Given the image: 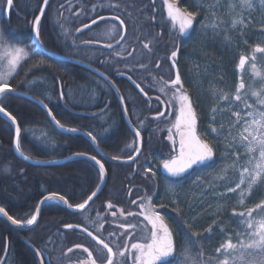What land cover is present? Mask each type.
Wrapping results in <instances>:
<instances>
[{"label": "trees", "instance_id": "16d2710c", "mask_svg": "<svg viewBox=\"0 0 264 264\" xmlns=\"http://www.w3.org/2000/svg\"><path fill=\"white\" fill-rule=\"evenodd\" d=\"M71 1L51 0L38 27L39 41L46 50L71 59L72 53L76 52L71 50V44L77 46L83 42V37H76L75 33L90 24L92 19L111 15L124 22L126 37L119 49L123 53L121 59L109 61L107 57L112 52L92 46L83 52V56L87 53L92 61L88 62L89 66L105 75L118 89L128 119L142 137V153L131 166L110 164L99 158L86 138L58 133L37 106L11 94L1 97L0 106L16 118L22 129L19 137L21 151L29 159L51 163L75 155L96 156L104 164L107 181L101 195L84 212L72 214L63 206L46 204L38 223L29 231L13 228L0 216V262L8 248L4 264H47V261L48 264H79L87 258L83 251L87 247L98 264H105L103 249L86 236L64 228L66 225L87 228L110 246L117 242L123 248L126 243L134 241L118 224L135 223L143 230V223H146L143 218L127 217L126 213L138 212V198L147 193L153 196L155 204L167 205L157 211L165 216L175 232L171 264H183L186 245L191 257L188 264H217L223 259V253H217L216 249L227 238L230 237L233 243L248 239L245 225L237 213L252 208L255 218L264 216V211L256 208L257 205L264 206V183L256 185L245 196L243 205L239 203V192L227 191L239 180L237 163L246 160L234 113L246 110L245 104L259 109L251 91L264 89V78L259 76L253 80L249 74L254 49L264 47V8L241 17L234 8L238 5L237 0H224L226 9L220 14L199 7L195 0H176L181 10L197 13L188 35L177 40V32L167 20L163 0ZM5 4L6 0H0V31L10 43L34 46L33 21L44 0H13L8 19L5 18ZM66 6L76 7L70 12H81L80 19L65 15ZM240 19L246 26L238 23L233 27L232 21ZM71 22L75 25L69 28ZM98 26L102 31L108 24L104 22ZM120 33L119 29L118 38ZM98 42L107 43L106 40ZM145 44L149 47L145 48ZM176 45L179 46L176 67L197 112L199 133L203 136L210 127L223 130L219 135L206 137L214 145L212 160L172 178L160 163L168 158L171 149V143L167 141L171 123L166 117L154 119L161 112L162 103L154 97L156 93L151 88L156 89L161 81H170L173 73L169 57L173 50H177ZM96 51L104 54L106 61L96 65L92 58ZM76 53L80 55L79 51ZM242 54L249 59L244 69L238 70ZM254 62L264 73V53H255ZM17 71L18 74L10 79L16 92L43 100L64 129H76L87 135L91 132L98 137L99 149L110 159L133 158L134 148L128 145L138 147L137 138L123 120L116 95L102 80L84 69L57 62L40 52L24 61ZM119 74L128 75L148 99L145 100ZM241 80L246 85L242 90L243 99L235 101L233 97ZM225 95L229 97L228 101L219 99ZM213 109H217L214 117ZM213 120L215 123H210ZM13 140L12 125L0 115V207L14 219L26 221L36 214L38 205L51 193L63 195L73 206L83 203L102 181L96 165L85 160H74L56 167L27 165L15 157ZM147 167L156 170L157 175L152 177L151 172H145ZM198 178L200 183H194ZM168 182L174 184L175 197L172 193L165 194ZM172 199L177 203L173 204ZM133 200H137L136 205L131 203ZM109 204L113 207H108ZM118 209L124 210V217L119 215ZM114 211H117L115 217L112 216ZM185 221L188 225L194 223V227L186 226ZM101 223L104 227L97 232L96 225ZM210 226L212 231L208 233L205 230ZM193 232L201 233V236L196 238Z\"/></svg>", "mask_w": 264, "mask_h": 264}, {"label": "snow or ice", "instance_id": "6c2138e0", "mask_svg": "<svg viewBox=\"0 0 264 264\" xmlns=\"http://www.w3.org/2000/svg\"><path fill=\"white\" fill-rule=\"evenodd\" d=\"M48 0H44L47 4ZM164 7L167 11V17L171 21L172 27L177 28L176 39L179 40L183 34L188 33L193 27V21L197 15L195 12H190L187 9L181 10L177 6L176 0H163ZM261 4L264 5V0H261ZM7 6L9 9L13 6V0H7ZM242 7L251 8L252 4L249 0H242ZM41 13L44 12V8L41 7ZM41 16L37 15L33 21V31L36 33L37 39L39 38L38 25L40 23ZM96 21H93L95 24ZM121 21V25H123ZM243 24V20H233L232 24L235 27L236 24ZM84 27H88L85 25ZM116 26L109 29V34L115 30ZM111 48V44L107 45ZM30 47V50H27ZM145 48L149 45L145 44ZM177 50H173L170 55V59L173 60L172 67H176L175 58L178 54V45L175 46ZM255 53H264V47L257 46L254 49L252 56L251 69L256 76L264 78V73H261L255 64ZM39 55L37 51V46H17L16 44L10 43V41L4 36L3 32L0 31V97L8 94H15L17 89L10 84V79L14 78V75L18 74V66L21 65L23 61L31 58L32 56ZM248 57L245 55H240L239 62L237 64L238 70H243ZM143 67V65H141ZM171 85L174 88L171 96L168 97L167 101L161 100L160 102L167 103L169 111L174 115V122L171 123V127L168 128L167 139L171 143V149L168 154V158L163 159L160 163L163 170L167 173L169 177L178 178L182 174L187 173L190 169L196 166H203L208 161L212 160L214 157V145L206 139L209 135H219L220 131L223 129H217L215 127H210V130H205L202 136L198 131V116L197 112L193 106L189 94L184 89L181 81V77L177 72L175 79L164 82V86L160 87L159 91L164 93L166 96L167 86ZM139 87V85H136ZM179 86V87H176ZM246 88V85L241 80L237 85L236 95L233 97L235 101H242V90ZM143 91V89H142ZM251 96L256 97V104L260 106L256 109L252 104H245L246 109H251L246 113L250 117V122L247 123L243 131L239 135V143L245 148V154L248 159L243 163H237L236 167L239 170V180L235 183L234 187H229L227 189L230 193L239 192L240 199L239 203L244 204L245 196L250 194L253 188L264 183V89L251 91ZM63 98V93L61 94ZM159 99V97H157ZM224 101H228L229 97L227 95L220 97ZM123 100V98H122ZM45 108L48 107L44 104L43 100L39 101ZM217 109H213L212 115L215 116ZM0 113L6 117L12 125H15V133L17 139L14 140L16 152L23 157V159H29L28 156L24 155L21 151V144L19 137L21 136L22 129L17 124V120L9 112L5 110L4 107L0 106ZM48 115L52 117L56 125L64 129V125L60 124L59 121L55 119L52 111L49 110ZM164 112H158V118H163ZM235 116L238 118L241 116L240 112H235ZM210 123H215L211 121ZM143 122H141V125ZM174 129V131H173ZM67 131L75 132L76 129H66ZM92 137L93 142H95L98 137L94 136L91 132L88 133ZM136 137H140V132L136 131ZM246 142V143H244ZM129 148H134L135 153L139 154L141 149L134 145H128ZM97 165H99V175L101 180L105 176V167L96 156L91 157ZM117 159V157H113ZM132 159V156H129ZM145 172H151L152 177L157 175L156 170L151 167H147ZM194 183H200L198 178ZM100 186H97V191L91 193L87 200L78 205L69 204L68 200L63 195H58L57 193H51L45 197V201L48 200H58L69 208L75 207L78 209H85V206L92 201L95 196H97ZM172 193L175 197L174 184L173 182H168L166 184L165 194ZM223 195V194H221ZM139 199V211L132 212L128 211L126 213L127 217L142 216L143 217V230L141 231L137 224L132 223H119L118 227L124 229L128 236L132 238L134 242L130 244L126 243L123 248L120 247L119 243L113 242L114 246H110L109 243L105 242V239L100 238V236L93 235L92 231L87 228L83 230L87 232V235L92 238L98 245L102 246L103 250H106V260L105 264H171V258L174 257V229L169 226L166 221L165 216H163L157 208H165L167 205L161 203L159 205L153 202V196L145 194L144 197ZM133 205L137 204V200L131 201ZM172 203L176 204L177 200L172 199ZM108 207H113L109 204ZM257 209L264 211V206L257 205ZM121 217L125 216V212L122 209L117 210ZM117 211L112 212V216H117ZM235 212V210H234ZM254 209L249 208L246 212L241 211L237 213L241 217V223L245 225V235L248 239L239 240L237 243H233L232 239L229 237L225 242L216 249L217 253H223V259L219 260L217 264H264V216L259 219L255 218ZM0 214L7 217L13 225H21L26 223L27 225H33L37 221V215L32 214L30 218L26 221L20 219H14L9 216L3 207H0ZM97 219H101L97 217ZM93 223H95L93 221ZM215 223V222H214ZM186 226L194 227V223L188 225L185 221ZM68 228L74 227L73 225H66ZM104 225H96V231L99 232ZM211 233L212 227L210 226L205 230ZM134 233H136L134 235ZM123 234V233H122ZM109 235H114V233H109ZM193 236L199 238L201 233L193 232ZM77 247H80L77 245ZM71 251V249H69ZM83 251L87 253V258L79 261V264H98L96 258H94L93 252L89 251L87 247H84ZM190 249L186 245L184 248L185 261L183 264H188L191 257L189 255ZM41 254L42 253H38ZM194 264V262H193Z\"/></svg>", "mask_w": 264, "mask_h": 264}, {"label": "water", "instance_id": "95a60500", "mask_svg": "<svg viewBox=\"0 0 264 264\" xmlns=\"http://www.w3.org/2000/svg\"><path fill=\"white\" fill-rule=\"evenodd\" d=\"M51 3V0H48L47 4H43V8H44V12L39 13V15L41 16V20L40 22L42 21V19L44 18L47 10H48V7ZM13 7V6H12ZM11 7V9H12ZM11 9L8 8L7 6V0H6V7H5V18L8 19L9 17V14H10V11ZM100 21V20H99ZM99 21H96V23H98ZM95 23V24H96ZM40 24V23H39ZM94 24L88 26L85 28L84 31H87L88 29H90V27H92ZM39 26V25H38ZM125 34H126V31L125 29H123V34H122V38L121 40L119 41V43L117 45H119L125 38ZM32 36H33V44L35 46H37V51L40 52L41 54H43L44 56L52 59V60H55L57 62H61V63H67V64H71V65H74V66H77L81 69H84L86 71H88L89 73L95 75L96 77H98L100 80H102L107 86H109L111 88V90L114 92V94L116 95L117 97V100H118V103H119V106H120V109H121V113H122V116H123V120L127 126V128L135 135L136 134V130L134 129V127L132 126V124L130 123L129 119H128V116H127V111H126V107H125V103H124V100H122V97L118 91V89L116 88V86L105 76L103 75L101 72L97 71L96 69L92 68L91 66L89 65H86L82 62H79V61H76V60H73V59H70V58H65V57H62L60 55H57L55 53H52L48 50H46L40 43L39 41V38L37 39L36 37V33L33 31V28H32ZM247 64V62H246ZM245 64V66H246ZM172 65H173V62H172ZM244 66V67H245ZM173 70H174V79H175V76L178 72V69L177 67H173ZM126 80L134 87V89L141 95L143 96L144 99H147V97L143 94L142 90L140 89V87H137L136 84L129 78V77H126ZM11 95H14L20 99H23L27 102H30L32 103L33 105L37 106L38 108H40L49 118V121L51 123V125L53 126V128L58 132V133H61V134H66V135H72V136H81V137H84L86 138L92 145L93 147L95 148V151L97 153V155L99 156V158L105 162H108L110 164H114V165H119V166H131L135 163V161L139 158V156L141 155L142 153V137L140 135L139 138H137V146L140 147L141 151L139 154L135 153V155L133 156L132 159L130 160H114V159H110L108 157H106L104 155V153L99 149L96 141L93 142L92 140V137H90L89 135H87L86 133L84 132H72V131H66L64 129H61L59 128L55 121L52 120V117H50L48 115V112H49V109L48 108H45L43 106V104H41L36 98L34 97H31V96H28L26 94H23V93H20V92H16L15 94H11ZM1 98V97H0ZM1 116H3L2 113H0ZM4 117V116H3ZM7 121H9L6 117H4ZM155 119H158V116L155 117ZM10 122V121H9ZM11 124V122H10ZM12 125V124H11ZM13 127V130H14V140L17 139L16 137V133H15V125H12ZM136 136V135H135ZM14 140H13V145H12V150H13V153L15 155V157L20 160L21 162L27 164V165H30V166H33V167H56V166H61V165H64L68 162H71V161H74V160H85V161H88V162H91L93 163L94 165H96V167L99 169V165H97L95 163L94 160L91 159V157H88V156H84V155H75V156H71L67 159H64V160H61V161H55V162H51V163H43V162H37V161H34L32 159H23V157L21 155H19L16 150H15V144H14ZM106 181H107V174H106V171H105V176L103 178V180L101 181L100 183V189L98 191V194L97 196H95L93 198L92 201H89V203L85 206V209H78V208H69L67 205H64L62 202L58 201V200H54V201H57V203L59 205H62L63 207H65L70 213L72 214H78V213H82L84 212L102 193L103 189L105 188L106 186ZM97 191V189H96ZM49 201H52V200H48V201H45V199L38 205V208H37V211H36V215H37V221L33 224V225H28V226H20V225H13L11 223V221H9L7 219L6 216H4L3 214H0V216H2L3 218H5L7 220V222L15 229L17 230H21V231H29L31 230L32 228L35 227V225L38 223L39 221V218H40V215H41V212H42V209L43 207L49 202ZM84 228H81L79 226H74L72 228H68V227H65L64 230L66 231H75V232H78L84 236H86L87 238H89L94 244H96L98 247L102 248V246L98 245L94 240H92L91 237H89L87 235V232H85L83 230ZM94 235V234H93ZM106 252V250H104ZM7 254H8V248H6V251H5V254L0 262V264H4L5 261H6V258H7ZM46 259V258H45ZM47 261V259H46ZM47 264H48V261H47Z\"/></svg>", "mask_w": 264, "mask_h": 264}, {"label": "flooded vegetation", "instance_id": "af4514ba", "mask_svg": "<svg viewBox=\"0 0 264 264\" xmlns=\"http://www.w3.org/2000/svg\"><path fill=\"white\" fill-rule=\"evenodd\" d=\"M73 1H71V2H73ZM73 9H76V7L72 8L71 6L70 7L66 6V8H65V10H66L65 15H69L73 19H80L79 17L81 16V12H75V13H72L71 14L70 10H73ZM93 21H99V22L96 23V24H94L87 31H84L86 27H82L77 33H75V36L76 37H83V39H82L83 42L81 44L79 43L80 45H77V46H73V44H71V50H74L76 52H78V51L80 52V55L77 54L76 52L75 53H72L73 55H72V58L71 59H75L76 61H79V62H82V63H84L86 65H89L88 62H92V61L89 59L87 53L83 56V52L84 51L87 52V49L90 46L95 47V48L100 49V50L102 49V50L106 51L107 53L112 52L113 54H110L107 57V58H109V61L110 60H115V59H117V60L121 59L122 58L121 55L123 53L119 49L122 46V43L125 40V38H124V40L119 45H117V44L119 43V41L122 38L123 29H125V31H126L125 25L124 24L121 25V20L119 18L114 17V16H111V15H102V16H100L98 18H95L94 20L92 19V22L90 24H88V26L92 25L93 24ZM104 22H106V24H108V27L106 29H103L102 31H100V28H99L98 25L100 23H104ZM73 25H75V24L73 22H71V24H69V28L73 27ZM114 25H116L118 28L116 27L115 30L111 34H109V29L113 28ZM119 29L121 30V33H120V36L118 38V34L119 33L117 34V32H118ZM81 34H84V35L81 36ZM125 37H126V34H125ZM88 38L90 40H92V41L91 42L85 41V40H88ZM93 39H96V40H93ZM100 40L101 41L102 40H106L107 43L106 44H102L100 42L97 43V41H100ZM109 44H111V48H109L107 46ZM92 56H93L92 58H94L93 61H94V63L96 65H98V64L106 61V59H107V58H105V55L104 54L102 55V53L101 52H98V51L94 52V54ZM176 59H177V57L175 58V61H176ZM169 62L171 64V66H172L173 60L169 58ZM172 73H173V75H172V77H171L170 80L174 79V70H173V67H172ZM178 73H179V71H178ZM119 75L122 78H124L125 80H126V77H128V75H124V74H119ZM164 82H166V81H161L160 83H158V86H157L156 89L153 86L151 88L156 93V95L154 97L156 99H157V97H159V99H157L159 101H161V100L167 101L168 97L171 96L172 92L174 91V88H172L171 85H168L167 86V93H168L167 96L164 93L160 92L159 89H160V87H163L164 86ZM176 87H179V86H176ZM143 94L148 99V96L144 92H143ZM72 97H73V95H71V98ZM147 99H145V100H147ZM72 100H73V98H72ZM161 112H164L165 113L164 117H166V120L169 123L174 122L175 117L169 111V108H168L167 103H163L162 104ZM157 116L158 115L154 116V119ZM158 119H161V118H158ZM167 141L170 142L168 139H167Z\"/></svg>", "mask_w": 264, "mask_h": 264}, {"label": "rangeland", "instance_id": "374dc122", "mask_svg": "<svg viewBox=\"0 0 264 264\" xmlns=\"http://www.w3.org/2000/svg\"><path fill=\"white\" fill-rule=\"evenodd\" d=\"M223 2H224V0H195V3H197V5L199 7L203 8V9H206V10H212V12L219 13V14L222 13V12H225L224 10L226 9V7L223 5ZM237 2H238V5H236L234 8L236 9V11L238 13H240L241 17L244 16L245 14L250 13L253 10L264 8V5L261 4V0H249V2L252 4L251 8L242 7V0H237ZM165 14H166V17H167L166 9H165ZM167 20H169L168 17H167ZM242 25H243V27H245L246 26L245 22ZM174 30L177 32L178 31V27L174 28ZM188 33L183 34L182 36L185 37V36L188 35ZM19 66H18V68H19ZM257 69H258V66H257ZM249 74H251V76H253V80H256L259 77V76H256L252 72L251 66L249 67ZM255 108L258 109L257 107H255ZM248 111H250V110L246 109V110L238 111V112L241 113V116L239 118L234 115L235 125H236V127H237V129L239 131V135L243 131L244 127H246L247 123L250 122L251 118L246 115V113ZM173 131H174V129H173ZM244 143H246V142H244ZM243 149H244V152H245V148L244 147H243ZM247 159H248V156L246 155V160ZM240 162H241V160H240ZM244 162H242L241 164H243ZM51 202L52 203H50V204H54V205L57 204V203H53L54 201H51ZM55 202H57V201H55Z\"/></svg>", "mask_w": 264, "mask_h": 264}, {"label": "bare ground", "instance_id": "6f19581e", "mask_svg": "<svg viewBox=\"0 0 264 264\" xmlns=\"http://www.w3.org/2000/svg\"><path fill=\"white\" fill-rule=\"evenodd\" d=\"M64 130H66V129H64ZM67 131V130H66ZM55 202V201H54Z\"/></svg>", "mask_w": 264, "mask_h": 264}]
</instances>
